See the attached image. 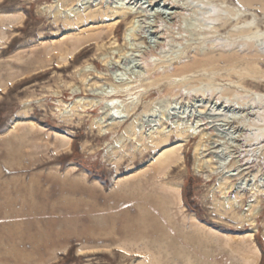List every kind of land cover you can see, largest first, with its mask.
<instances>
[{
  "label": "rangeland",
  "instance_id": "374dc122",
  "mask_svg": "<svg viewBox=\"0 0 264 264\" xmlns=\"http://www.w3.org/2000/svg\"><path fill=\"white\" fill-rule=\"evenodd\" d=\"M187 1L0 0V264H264V0Z\"/></svg>",
  "mask_w": 264,
  "mask_h": 264
},
{
  "label": "bare ground",
  "instance_id": "6f19581e",
  "mask_svg": "<svg viewBox=\"0 0 264 264\" xmlns=\"http://www.w3.org/2000/svg\"><path fill=\"white\" fill-rule=\"evenodd\" d=\"M188 1H190V0H188ZM195 1L197 2L198 0H195ZM184 2L185 1H183V4L185 6H187ZM201 2L207 7L212 6L211 2H203V1H201ZM214 12L216 13V10H214ZM118 15H120V14H118ZM120 18H122V17L119 16V17L112 19L114 26L117 25ZM185 21L188 22L190 20H185ZM189 23H191V25H190L191 27L194 25H200V24L202 25V21L199 19L198 11L193 12V18L191 19V22H189ZM229 27H230V24H225L224 30H226ZM258 29H259V27H258ZM95 30H93V31H95ZM93 31H92V33H93ZM256 38H257V36H256ZM261 38L264 39V31L262 32ZM63 40H65V39H63ZM259 59H261V58H259ZM260 136L261 135L258 134L255 137H260ZM151 142L153 144H156L158 147H160L162 145L167 144L168 140L166 138V139L162 140L160 143H158V140L154 138ZM181 148H182L181 145L171 147L169 150L163 152L156 159L155 164H157L158 167L161 168V170L162 169H169L173 164L177 163L180 160V158H182V157H180ZM175 191L176 190H174V192ZM178 194H179V189H177L176 197L179 196ZM178 202H180V201H178ZM165 210H166V208L164 209V212H165ZM165 213H167V212H165ZM144 215H145V212L143 213L142 211H140V214L137 216V218L141 219L144 217ZM130 221L133 222V221H135V219H131L130 217H127L126 220H123L124 223L130 222ZM139 222H140V220H139ZM154 222H155V220L151 219L150 223L154 224ZM136 231H137V229L134 225L125 226L122 223V226L119 227L118 230H116L117 234L122 236V240L121 241H116V239L115 240L114 239L109 240V242L111 244H115V245H118L119 247H121L123 249L122 251L124 253H126L129 256V258H132L131 255H133L135 253L139 254V255L141 253L143 256L146 255L147 259L144 258L143 261H137L136 260L135 264H207L206 261H204L203 259L201 260V259H196L195 257H193L194 255L191 254L190 252H188L185 248H182V249H181V247L177 248L173 244H170V246H169L170 248H168L167 250H164L163 249L164 244H166V243L163 240H165V239H163L161 242H158V240L153 239V236H150L147 233H144V235H143V233H135ZM109 235H112V234H109ZM145 238H149L147 243L144 240ZM167 240H168V238H167ZM143 241H144V246H143V248H141L139 246L138 242H143ZM199 247H200V245H199ZM81 248H83V247H81ZM254 248H253V250H254ZM82 252H84V251H82ZM82 252L80 251V253H82ZM254 253L256 254V257H257L256 259L258 260L260 253H259V250L257 249V247L255 248ZM244 264H253V263L250 262L249 260H244Z\"/></svg>",
  "mask_w": 264,
  "mask_h": 264
},
{
  "label": "trees",
  "instance_id": "16d2710c",
  "mask_svg": "<svg viewBox=\"0 0 264 264\" xmlns=\"http://www.w3.org/2000/svg\"><path fill=\"white\" fill-rule=\"evenodd\" d=\"M188 187V186H187Z\"/></svg>",
  "mask_w": 264,
  "mask_h": 264
}]
</instances>
